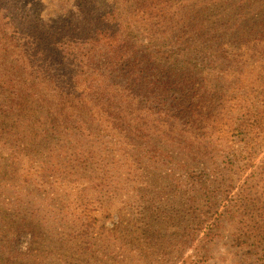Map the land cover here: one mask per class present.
<instances>
[{
    "label": "trees",
    "instance_id": "16d2710c",
    "mask_svg": "<svg viewBox=\"0 0 264 264\" xmlns=\"http://www.w3.org/2000/svg\"><path fill=\"white\" fill-rule=\"evenodd\" d=\"M71 1L78 15L55 27L15 0H0V158L12 168L32 171L37 164L44 178L53 176V186L73 174L68 167L90 173L94 188L114 182L115 192L131 178L141 196L127 202L133 217L122 201L97 199L94 206L86 200L84 214L75 216L79 227L66 228V236L64 224L29 209L27 219L6 223L0 264H100V256L107 264H206L207 254L190 252L194 238L211 230L205 224L219 212V197L227 199L245 176L238 160L253 158L264 137V75L254 66L264 62V0ZM247 18H257L258 32H230ZM144 22L152 46L136 33ZM216 26L229 31L222 34L225 47L208 51ZM245 89L248 96L240 97ZM229 93L244 110L237 119ZM234 129L256 144L235 153L237 162L225 172L213 169L212 185L206 167L216 148L203 147L217 130L224 138ZM164 153L180 161L171 163L179 169L175 175ZM154 166L170 172L158 185L149 180ZM27 171L22 175L30 180ZM263 174L241 185L238 213L246 221L248 213L264 216V203L255 207L257 194L264 199ZM148 188L155 191L151 197ZM195 189L200 192L190 196ZM62 206L65 219L71 205L64 200ZM27 234L30 245L22 251Z\"/></svg>",
    "mask_w": 264,
    "mask_h": 264
},
{
    "label": "rangeland",
    "instance_id": "374dc122",
    "mask_svg": "<svg viewBox=\"0 0 264 264\" xmlns=\"http://www.w3.org/2000/svg\"><path fill=\"white\" fill-rule=\"evenodd\" d=\"M15 1L16 3H19V6H26L30 8L31 11L39 15L46 26L56 27L62 25L66 21L74 18L76 14L78 15L77 7L71 0L70 4L67 5H64L63 0ZM23 10L28 9L24 8ZM260 14L263 15V12ZM257 18H255L253 21H250L249 18H247V22L244 23V26H241V28L238 30H231L230 32H234L235 34L241 33L243 36H248V34L253 30L258 32V23L255 22ZM144 24L145 22L136 28V33L139 35V39L144 45L152 46L149 39L152 33L143 27ZM216 27H218L217 34H215L216 37L214 41L209 43L207 48L208 51L212 48L213 50H218L221 49V47H225L223 44L224 39L222 34L225 32L229 33V31L227 30V27ZM215 31L216 30H211L210 33H214ZM193 38L196 43L201 39L197 36ZM156 42H159L160 45L165 43L161 39H157ZM229 45L232 47L231 44ZM174 47L175 46H172L173 49ZM163 50L168 51L167 47ZM178 57L180 59L182 58L180 55ZM254 66L257 67V70L260 71L261 75H264V62L262 64L259 62H254ZM248 92V89L243 91L241 90L239 92V96L241 97L242 94L244 96H248ZM235 97L237 96L233 93H229L227 95L229 104H232L231 110L234 113L232 118L237 119L241 116L244 110H241L243 107L239 105V102L233 104ZM229 119L231 122V118ZM239 134L240 133L234 129L228 134V136L222 138L223 133H220L217 130V132L213 133V137L207 140L208 144L204 145L203 148L210 147V145L213 146L212 149H214V147L216 148L212 150V152H209L211 154L209 156L211 160L207 161L208 167H206V171L209 173L210 184L214 185V181H216L215 179L217 178V176L213 174V169H218L219 172H225L226 164H232V159L236 161L234 159V154L237 152L244 153L246 150V144L248 142H253L252 140H249L248 142L242 141L241 139L245 136H240ZM262 140V143L257 145L255 149L256 151L253 150L255 153L253 158L249 159V156L246 155L244 158L242 157L241 160H238L239 162L236 161L245 169V176L236 183L233 193L227 199L225 197H219L217 201L219 212L215 213L214 211V214H210L209 220L205 224L206 228L209 226L211 227V230L209 228L207 231V233L210 232V234L206 236L207 233H205L203 230L199 236L194 238L193 243L195 244V248H192L190 252L197 253L198 256L201 254L204 257L205 254H207V257H205L207 259L206 264H264V216H259L254 212L248 213L247 216H249L252 220L246 221L243 219L242 214L238 213L240 209V203L238 200L242 198L240 193H242L241 191L245 188H242L243 186H241L244 184V180L246 177L254 178L261 172H264V137H262ZM254 143L256 144V142H253V144ZM161 157H163L167 168L169 167L170 169H173V171L170 173L168 172V169L164 170V172L162 170L156 169L157 167L161 166H154L152 169H149V180L151 183L157 185L159 184V182L157 183V180L161 178L165 180L167 173L175 175V173L179 171L177 165L171 164L180 162L178 159L171 157L169 153H164V155L162 154ZM40 160V157L35 159L36 162H40ZM28 165L29 163H27L26 167H29ZM37 167L38 166L36 164V168L33 169L32 165V171L30 169L24 168L23 166L12 168L8 164V158H0V246L1 244H4L5 241V235L3 232H5L7 227L6 223L12 221V219L13 221H21V219L24 218L27 219L28 213L33 208H38L39 210L42 209L45 215L50 216L48 218L51 219L53 224H64V233L66 228L69 232H72L75 228L77 229L79 227V224H76L77 222L75 221V216L80 217L82 214H84V205H87L88 203L86 200L92 199L94 206H98L97 199L103 200L104 198H107V200L110 201H122L120 202L121 207H124L125 210L123 211H126L129 214V217H133L134 214H136L133 212L134 209L132 206L127 203L129 201L131 202L132 200H135L139 195L135 194V190L133 189L135 181H133L131 178L127 179L126 177V185L123 184L119 186L118 184L120 182L117 183V191L115 192L112 188L114 182L110 181L111 183L108 187H105L103 184L102 186L94 188L93 183L87 180V177L90 176V173L86 172L85 170H79L78 168L68 167L67 172H73V174L71 176H66L63 174L64 176L62 175L61 179L59 178L60 182L58 181L59 179H56L58 184L53 186L51 184V181H53V176L44 178L41 174H39L40 170H37ZM26 169L31 172L32 177H30V180H25L24 176L22 175V172L29 173ZM186 169L192 174L191 168ZM262 176L264 177V174ZM110 178L114 179L113 176ZM166 186L169 185L166 184ZM85 189L86 191H83ZM149 190L150 188H148L146 191H148L147 194H150L151 197L154 195L155 191ZM245 191L246 188L243 192ZM194 192L195 194H198L200 190L195 189L191 191L190 196ZM170 197H172V195L169 196V198ZM259 197V194L255 196V198L258 200V202L255 204V207L256 205L259 207L260 203H264V199H260ZM177 198L173 199L172 203ZM148 199L149 196H147L146 200ZM46 200H48V203L44 202ZM64 200H67L71 205L68 209L69 216L66 217L65 214V219L63 218L61 208L63 207L62 204ZM164 200L165 198L159 199L161 203H163ZM83 201L84 204L82 203ZM167 203L168 201L165 200V204ZM94 206H92V208ZM27 207L28 210L30 209L29 211H27ZM147 207L148 206L144 201L142 208ZM86 211H88V209ZM99 215L101 214L99 213ZM118 218V213H115L114 221H117ZM114 221L111 220L108 222V226L110 228L114 226ZM63 229L59 230V233H61L62 236ZM20 241L19 249L22 251H27L30 245V235L27 234L26 236L22 237ZM1 250L2 248H0V261L1 256L4 255V252H1ZM97 258L100 259V264H107L106 260H101V256ZM37 260L39 259L37 258ZM109 262L110 264H114V259ZM45 263L46 262H43L41 264Z\"/></svg>",
    "mask_w": 264,
    "mask_h": 264
}]
</instances>
